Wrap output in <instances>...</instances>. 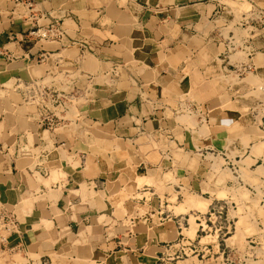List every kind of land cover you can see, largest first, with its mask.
I'll list each match as a JSON object with an SVG mask.
<instances>
[{
  "label": "crops",
  "instance_id": "crops-1",
  "mask_svg": "<svg viewBox=\"0 0 264 264\" xmlns=\"http://www.w3.org/2000/svg\"><path fill=\"white\" fill-rule=\"evenodd\" d=\"M217 6L219 0H0V212L17 223L0 234V248L17 250L21 264H178L163 254L181 235V220L199 212L176 211L180 189L215 199L208 191L215 182L207 179L206 191L202 182L214 159H224L228 127L239 116L215 96L186 99L205 109L195 127L177 115L191 90L183 58L216 45L215 30L201 20L213 21ZM50 25L61 33L40 39L38 30ZM246 42L252 47L255 37ZM73 51L94 64V71L80 68L90 84L78 76L77 96L65 90V78L62 93L22 78L28 62L44 56L42 79H54ZM209 53L201 72L218 68ZM42 88L76 99L77 117L68 116L67 102H48L37 119L25 116V127L16 114L7 116L12 95L33 101ZM46 115L56 116L53 129ZM166 171L179 183L164 180ZM149 173L151 182L137 183Z\"/></svg>",
  "mask_w": 264,
  "mask_h": 264
},
{
  "label": "rangeland",
  "instance_id": "rangeland-1",
  "mask_svg": "<svg viewBox=\"0 0 264 264\" xmlns=\"http://www.w3.org/2000/svg\"><path fill=\"white\" fill-rule=\"evenodd\" d=\"M119 2L124 3L125 0ZM210 18L213 21L208 24L203 19L201 25H206L207 30H215L217 46L209 49L202 46L198 58H183L181 67L190 77L191 90L181 95L182 103L185 104L186 99L192 96L200 103L215 96L221 100L222 108L234 110L230 112L231 115L238 113L239 116H235L237 121L228 127L229 145L224 159H214L206 174L207 178L202 182L203 191L207 190V179L210 184L215 182L208 190L215 194V199L209 193L180 189L183 200L176 211L193 207L199 212L194 210L195 213L181 220V235L172 242V246H167L169 251H165L163 257L174 258L178 264H264V66L259 64L260 58L264 61V41L261 40L264 36V0H219L217 11ZM250 36L255 37L252 47L246 42ZM194 41L198 45L204 44L200 39ZM249 48L251 53H248ZM209 51L217 55L214 64L218 68L210 73L201 72L198 68L205 65ZM70 55L72 59H69L68 64L63 63L55 69L59 74L54 79H42L43 68L47 65L41 63L45 60L39 59L28 62L29 67L23 71L22 78L31 81L35 77L34 81L50 88L55 87L58 93H62L59 90L65 78L70 83L65 90L77 96L76 81L82 74L80 68L85 66L94 71V64L90 63L93 59L83 56L82 52L73 51ZM80 77L86 78V83H89L87 76ZM11 99L14 106L9 108L7 116L14 114L15 117L16 114L24 127L25 116L39 117L40 107L36 104V97L32 101L28 95L23 96V99L12 95ZM67 105L68 116L74 119L78 113L77 100L69 101ZM202 110L205 111L199 103L196 106L186 103V106L178 108L177 115H181L182 122L195 127L199 115L205 114ZM209 157L213 158V155ZM197 158L201 162L203 157L197 155ZM202 161L208 164L207 159L203 158ZM225 162L228 168L222 172L219 165ZM154 177L155 174L149 173L137 178V183L151 182ZM162 178L179 183L178 177L170 171L163 172ZM194 199L202 200L204 204H198ZM171 200H176V196L172 195ZM210 201L212 203L208 209L207 203ZM6 231L5 228L0 229V234ZM24 260L17 250L4 246L0 248V264H21Z\"/></svg>",
  "mask_w": 264,
  "mask_h": 264
},
{
  "label": "built area",
  "instance_id": "built-area-1",
  "mask_svg": "<svg viewBox=\"0 0 264 264\" xmlns=\"http://www.w3.org/2000/svg\"><path fill=\"white\" fill-rule=\"evenodd\" d=\"M56 30L57 29L53 25H50L47 28H43V30L39 29L37 32V35L40 39H44V40L52 39V38H55L57 34L61 33V31H59L58 33L56 32ZM36 59L37 60L39 59L40 61H44L46 58L44 56H40L39 58H36ZM31 90L37 93V90H34L33 87H31ZM36 98H37L36 104L41 109H48V106H47L48 102L49 103L54 102L56 105H61V106H64L67 102V98L63 96L60 98L57 92L52 91L48 88L40 89ZM32 99L33 101H35L34 98ZM39 99H40V102H38ZM55 119H56V116H52V115L44 116L45 126L49 129H53L57 125V121ZM16 224L17 223L11 212H6V211L0 212V228L4 227L5 229L9 230L10 228H14ZM43 262L45 264L46 260H44Z\"/></svg>",
  "mask_w": 264,
  "mask_h": 264
},
{
  "label": "bare ground",
  "instance_id": "bare-ground-1",
  "mask_svg": "<svg viewBox=\"0 0 264 264\" xmlns=\"http://www.w3.org/2000/svg\"><path fill=\"white\" fill-rule=\"evenodd\" d=\"M253 80V79H252ZM194 200H196V199H194ZM196 202L198 203V204H204V202L202 201V200H199V199H197L196 200ZM202 202V203H201ZM182 205H183V203H182ZM179 206V205H178Z\"/></svg>",
  "mask_w": 264,
  "mask_h": 264
}]
</instances>
